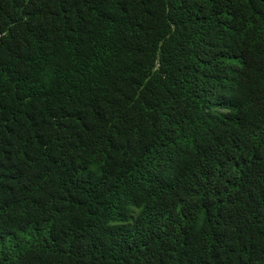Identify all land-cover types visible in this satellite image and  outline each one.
Listing matches in <instances>:
<instances>
[{
	"label": "trees",
	"instance_id": "trees-1",
	"mask_svg": "<svg viewBox=\"0 0 264 264\" xmlns=\"http://www.w3.org/2000/svg\"><path fill=\"white\" fill-rule=\"evenodd\" d=\"M0 264H264V0H0Z\"/></svg>",
	"mask_w": 264,
	"mask_h": 264
}]
</instances>
